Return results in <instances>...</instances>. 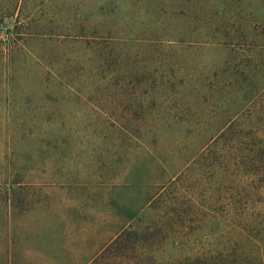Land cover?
Returning <instances> with one entry per match:
<instances>
[{
	"label": "rangeland",
	"instance_id": "374dc122",
	"mask_svg": "<svg viewBox=\"0 0 264 264\" xmlns=\"http://www.w3.org/2000/svg\"><path fill=\"white\" fill-rule=\"evenodd\" d=\"M259 141L264 0H0V264L260 262Z\"/></svg>",
	"mask_w": 264,
	"mask_h": 264
},
{
	"label": "trees",
	"instance_id": "16d2710c",
	"mask_svg": "<svg viewBox=\"0 0 264 264\" xmlns=\"http://www.w3.org/2000/svg\"><path fill=\"white\" fill-rule=\"evenodd\" d=\"M240 156L243 160V163H241L243 165L242 169H244L245 167L247 168L248 165L254 167L253 170H250V172H247L245 174L243 173V175L245 177H250L260 181L264 187V143L262 141H259L257 144H253L252 147L246 146L245 148H243L242 152H240ZM118 243L119 241H114L105 249L104 252H111L113 246L115 247ZM184 264H264V258L257 263L250 262L246 257L232 256L229 258L223 257L218 260L197 259Z\"/></svg>",
	"mask_w": 264,
	"mask_h": 264
},
{
	"label": "crops",
	"instance_id": "0c3cea01",
	"mask_svg": "<svg viewBox=\"0 0 264 264\" xmlns=\"http://www.w3.org/2000/svg\"><path fill=\"white\" fill-rule=\"evenodd\" d=\"M8 247H9V245H8Z\"/></svg>",
	"mask_w": 264,
	"mask_h": 264
}]
</instances>
